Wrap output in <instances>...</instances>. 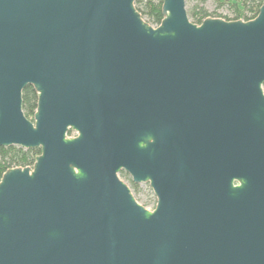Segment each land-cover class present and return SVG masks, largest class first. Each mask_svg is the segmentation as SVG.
<instances>
[{
	"label": "water",
	"instance_id": "1",
	"mask_svg": "<svg viewBox=\"0 0 264 264\" xmlns=\"http://www.w3.org/2000/svg\"><path fill=\"white\" fill-rule=\"evenodd\" d=\"M161 12L0 0V146L40 148L0 178V264H264V0Z\"/></svg>",
	"mask_w": 264,
	"mask_h": 264
},
{
	"label": "trees",
	"instance_id": "2",
	"mask_svg": "<svg viewBox=\"0 0 264 264\" xmlns=\"http://www.w3.org/2000/svg\"><path fill=\"white\" fill-rule=\"evenodd\" d=\"M163 0H135V7L141 13L142 17H147L146 21L157 26L163 15L161 5ZM206 0H199L204 3ZM216 6L227 5L230 8L231 16L215 15L226 20H249L254 18L259 11L262 0H215ZM213 14L201 4H195L188 11L189 19L196 24H200L203 19ZM214 16V15H213ZM37 92L32 85H27L22 90V109L25 116L33 120L36 110ZM71 131L68 132L70 134ZM40 153V148H24L18 145L0 146V178L2 174L9 168L32 166L35 157ZM133 189H137L138 185L132 184Z\"/></svg>",
	"mask_w": 264,
	"mask_h": 264
},
{
	"label": "rangeland",
	"instance_id": "3",
	"mask_svg": "<svg viewBox=\"0 0 264 264\" xmlns=\"http://www.w3.org/2000/svg\"><path fill=\"white\" fill-rule=\"evenodd\" d=\"M195 4H201L211 14H226V15H232V12H231L230 8H228L227 5H223V6L217 7L215 0H206L204 3H199V0H185V5H186L188 11ZM262 86L264 88V83H263ZM71 132H73V131H71ZM123 179L126 180L125 178H123ZM127 183H128V181H127ZM132 190L137 195V197L139 198V200L142 203H144L148 208H151V207H153L155 205V203H156V197H155V195H154L151 187L149 186V184L139 185L138 186V189H133L132 188Z\"/></svg>",
	"mask_w": 264,
	"mask_h": 264
},
{
	"label": "flooded vegetation",
	"instance_id": "4",
	"mask_svg": "<svg viewBox=\"0 0 264 264\" xmlns=\"http://www.w3.org/2000/svg\"><path fill=\"white\" fill-rule=\"evenodd\" d=\"M73 132H75V131H73ZM76 133V132H75ZM76 135V134H75ZM151 141V140H150ZM118 174V176H122L123 178H125L126 180V182L128 181V183L129 184H127L128 186H129V188H130V190H131V186H132V184H134V185H142V184H148V183H145V182H141V183H134L133 181H132V179H131V177H130V175L128 174V172H126L124 169H120L119 170V172L117 173ZM138 189V188H137Z\"/></svg>",
	"mask_w": 264,
	"mask_h": 264
}]
</instances>
